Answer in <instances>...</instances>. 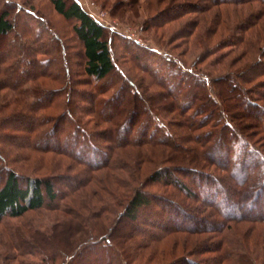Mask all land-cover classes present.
Instances as JSON below:
<instances>
[{
	"label": "trees",
	"instance_id": "1",
	"mask_svg": "<svg viewBox=\"0 0 264 264\" xmlns=\"http://www.w3.org/2000/svg\"><path fill=\"white\" fill-rule=\"evenodd\" d=\"M159 1L164 6L147 17L146 27L183 21L173 41L193 38L205 50L202 62L216 53L211 61L219 65L231 56L227 69L215 75L199 67L200 60L189 66L178 53L115 33L160 61L155 66L131 53L127 43L118 56L108 27L79 0H50L74 22L82 45L76 70L68 44L34 4L0 0L6 43L0 48V264L152 261L158 252L153 257L146 252L150 244L133 240L143 234L120 240L127 225L147 231L143 241L207 231L213 238L246 212L264 213V0ZM13 33L21 40L8 42ZM28 33L35 44L27 43ZM127 62L131 66L123 67ZM134 66L145 72L142 78L131 73ZM111 74L120 85L101 88ZM155 184L214 207L211 216L151 190ZM156 203L168 216L156 211L158 218L147 217L149 226L142 227L141 210ZM42 211L46 218L16 221ZM174 241L162 253L171 258L157 262L208 264L187 253L176 256L186 241ZM224 244L214 249L221 252L217 264L236 256L223 251ZM131 246L136 251L129 261Z\"/></svg>",
	"mask_w": 264,
	"mask_h": 264
},
{
	"label": "rangeland",
	"instance_id": "2",
	"mask_svg": "<svg viewBox=\"0 0 264 264\" xmlns=\"http://www.w3.org/2000/svg\"><path fill=\"white\" fill-rule=\"evenodd\" d=\"M22 2L29 4H34V7L36 10H38L41 14L45 15L50 22L54 25V27L58 30V33L64 38V41L69 46V54H70V60H71V66L73 69L78 68V63L80 62L81 58L79 56L80 50H81V43L78 40L72 25L73 21L67 20L61 15H59L53 8V5L51 4L50 0H21ZM83 6L95 17L97 18L101 23L105 24L109 29V34L113 36L114 41H116V52L117 55L120 56V54H124L125 49H127L129 46H131V53L135 52L136 50L140 52L144 56V58H147L148 61L155 66L160 61L159 55H154L150 52L145 51L144 49L139 48L134 43H129L127 40H125L123 37H118L115 35V33L125 34L131 37L133 40H136L137 42L148 45L156 49L158 52H175L180 55L181 58L185 59L189 66H193L196 64L198 60H200V63L197 64L199 67H202L205 71H208L212 74H220L228 67V62L231 58V56H228L229 58L224 61L223 64H212L215 54L208 57L206 61H201V59L204 58L205 50L201 46H197L194 44L193 38H191L190 42L187 39H176L173 41L174 37H171V34L176 32L177 28L180 27V30L183 31L185 29L184 26H182V22H175L174 24L168 25L164 28H157V27H146L147 25V17L153 13L157 8L161 6H164L161 4L159 0H153L151 4V0H138L134 1L133 3H130L127 0H79ZM125 3L126 5H124ZM157 4V5H156ZM160 4V5H159ZM204 15V14H203ZM24 16V15H23ZM25 17V16H24ZM193 17L191 15L186 16ZM27 18V17H25ZM17 22V19H16ZM21 28V27H20ZM206 29V28H205ZM204 29V30H205ZM232 30L224 31V34H231ZM235 34H240V31L234 32ZM223 34V35H224ZM221 36V34H219ZM15 38L21 40V36L17 34H11L8 36V42H14ZM32 38V35L29 33L25 35V39L27 40V43L29 44H35L34 39L30 40ZM219 38V37H218ZM217 38V40H219ZM30 40V41H29ZM47 38L44 36L43 39H40V42L46 41ZM264 42V41H263ZM126 43L129 44V46L126 47ZM5 45V46H4ZM214 45V44H212ZM6 47L5 39H0V48L3 49ZM26 47V46H24ZM126 47V48H125ZM10 48V45H9ZM230 47H223L222 49L218 50L217 53L220 54V52L227 51ZM45 57V55H40ZM123 56V55H122ZM244 61L241 63H236L237 68L240 65H242ZM123 67H129L131 66V63L127 62ZM187 67V66H186ZM132 71L131 73L138 76L139 78H142V76L145 74V72L137 68L136 66L131 67ZM209 69V70H208ZM170 70H172L170 68ZM83 76V75H79ZM77 77V76H76ZM137 79V78H136ZM119 77L116 76V74H111L109 77L104 79L100 82L101 88H108V87H114L120 85L118 83ZM80 86V85H79ZM93 84L83 85V88H86L89 90ZM153 89H149L151 92ZM113 89L106 94V96H110ZM160 98V96H157ZM83 101V99H82ZM83 104H89L86 101H83ZM86 102V103H85ZM263 102V101H262ZM171 116V115H170ZM140 126L139 124L137 125ZM251 131V130H250ZM62 134V133H61ZM63 136V135H62ZM264 140V139H263ZM208 170H217V168L209 166L207 167ZM219 172V171H218ZM221 174H223V171H220ZM184 176L183 174L181 175ZM185 177V176H184ZM188 184L192 183L191 178L188 176L185 177ZM151 190L164 194L171 195L173 198L178 199L180 202L183 203L184 206H186L188 209L197 212L198 215H210L212 212V208L210 205L202 203L201 200H198L196 198L191 197L190 195H187L185 192H183L181 189L175 187V186H166L162 184H155L152 185ZM162 194V193H161ZM157 201V200H156ZM158 202V201H157ZM156 211H158L160 214H165L164 216H168V212L161 209V207L156 203L150 207H146L141 210L140 217L137 220L141 224L142 227L149 226L144 220L152 217L158 218V215H156ZM48 212L42 211V212H31L26 214L22 218L16 219L18 220H24V219H35L37 216L46 218ZM217 215V214H216ZM15 219H13L14 221ZM134 229V228H133ZM127 225L123 231L120 233V240H127V237L130 233L134 234H143V235H135L134 241L135 243L141 244L148 243L150 244L149 248L146 250L148 254H151L154 257V254L158 252V256L155 257L152 261H150L148 257L147 259H136L134 262L132 261L135 257V251L136 249L134 246H131V249L133 251L132 257L129 258L127 256V259L129 261H132L131 264H158V260L164 258L166 261L171 258L170 255L171 252H168L167 254H162L164 251H171L172 246L174 245V240L178 239V241H186L185 245L183 244L175 250V253L178 255H182L184 253H187V255L193 256L194 259L201 261L203 263L208 264H217V261L221 257L220 251H214V249L218 246L219 243L224 244V249L227 253H231L234 251L236 256L233 255V252L231 256H233L231 262H226L225 264H264V213H257V212H246V215L244 218H241L239 220L230 221L227 223V226L223 229L221 232L213 233L215 234L213 238L209 237L212 232H204L203 234L195 235V234H188V233H174L171 235H167L166 237H160L157 239H146L143 241L144 236L148 234V232L142 230L139 231L138 229L133 230ZM129 232V233H128ZM159 232V231H158ZM164 232V231H161ZM163 234V233H161ZM186 238L184 240L183 238ZM139 243V244H140ZM128 245V244H127ZM212 249L211 251H207L208 249ZM242 248V249H241ZM191 249V250H188ZM190 252V253H188ZM149 256V255H148ZM165 256V257H164ZM118 260V259H116ZM120 260H123V257L121 256ZM124 262L126 260H123ZM122 261V262H123ZM166 261H163L159 264H164ZM103 261L97 262V264H102ZM15 264H18L17 262ZM87 264V263H84ZM89 264H93L89 262ZM123 264V263H122Z\"/></svg>",
	"mask_w": 264,
	"mask_h": 264
}]
</instances>
